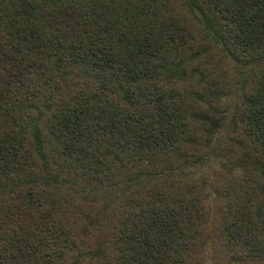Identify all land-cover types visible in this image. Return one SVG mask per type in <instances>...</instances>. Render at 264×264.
<instances>
[{
  "label": "trees",
  "instance_id": "obj_1",
  "mask_svg": "<svg viewBox=\"0 0 264 264\" xmlns=\"http://www.w3.org/2000/svg\"><path fill=\"white\" fill-rule=\"evenodd\" d=\"M0 264H264V0H0Z\"/></svg>",
  "mask_w": 264,
  "mask_h": 264
}]
</instances>
